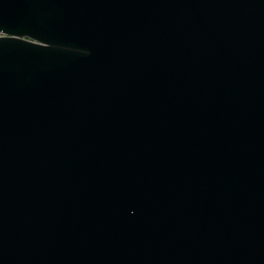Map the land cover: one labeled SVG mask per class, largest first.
<instances>
[{
	"label": "water",
	"instance_id": "obj_1",
	"mask_svg": "<svg viewBox=\"0 0 264 264\" xmlns=\"http://www.w3.org/2000/svg\"><path fill=\"white\" fill-rule=\"evenodd\" d=\"M0 264H264V0H0Z\"/></svg>",
	"mask_w": 264,
	"mask_h": 264
}]
</instances>
